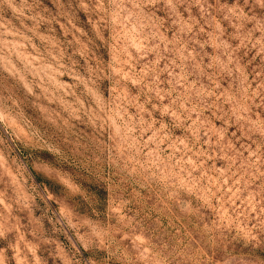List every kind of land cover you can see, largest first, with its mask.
<instances>
[{
	"label": "rangeland",
	"instance_id": "obj_1",
	"mask_svg": "<svg viewBox=\"0 0 264 264\" xmlns=\"http://www.w3.org/2000/svg\"><path fill=\"white\" fill-rule=\"evenodd\" d=\"M234 2L153 3L148 30L0 0V264H152L164 243L264 261V36Z\"/></svg>",
	"mask_w": 264,
	"mask_h": 264
},
{
	"label": "clouds",
	"instance_id": "obj_2",
	"mask_svg": "<svg viewBox=\"0 0 264 264\" xmlns=\"http://www.w3.org/2000/svg\"><path fill=\"white\" fill-rule=\"evenodd\" d=\"M3 2H6V0H3ZM157 2L170 5L183 3V0H96V6L106 13L117 8L121 9L122 21L127 22L126 27L136 24L138 28L151 30L153 25L145 19L144 9ZM226 19H230L233 25L242 31L247 30V26L251 25L253 31H260L264 36V0H235L231 8L228 9ZM258 25L260 27H257ZM188 31H192V29H188ZM261 126L264 127V125ZM260 176L264 177V173H261ZM260 192L264 193V183L261 185ZM261 200L264 201V195H261ZM92 207H96L95 201H92ZM238 211L242 217H246L252 211H257V209L245 207L238 209ZM71 227L77 231H85L83 225H72ZM255 231L256 235L250 236V242L254 241L256 236L264 238V204L260 205L258 209ZM0 235H3V233L0 232ZM86 235L90 240L96 238L95 233H86ZM161 249L167 253V258L154 261L152 264H264V261L252 257H244L242 260L227 251L222 252L219 259L215 258V252H213L212 259H208L203 253L194 258L195 250L187 245L181 247L179 243L175 245L164 243L161 245ZM128 264H138V261H129ZM145 264H149V261H145Z\"/></svg>",
	"mask_w": 264,
	"mask_h": 264
}]
</instances>
